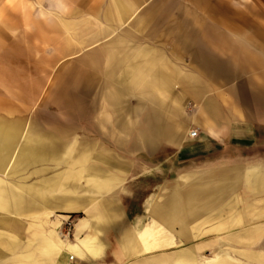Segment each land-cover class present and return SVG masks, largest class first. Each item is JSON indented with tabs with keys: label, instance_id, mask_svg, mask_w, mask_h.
<instances>
[{
	"label": "crops",
	"instance_id": "obj_1",
	"mask_svg": "<svg viewBox=\"0 0 264 264\" xmlns=\"http://www.w3.org/2000/svg\"><path fill=\"white\" fill-rule=\"evenodd\" d=\"M0 130L8 162L23 144L47 157L25 182L50 179L56 198L67 190V148L73 161L106 149L128 166L103 172L101 193L89 189L95 172H74V208L27 193L23 210H0L10 223L0 226V264H127L145 252H124L123 228L151 220L152 199L183 173L177 162L264 146V0H0ZM99 197L116 199L113 221L98 218ZM250 203L246 224L261 232L246 240L235 227L229 245L264 252V192ZM89 235L101 239L97 253L66 246ZM51 236L62 241L54 254L41 248ZM226 241L219 234L218 252Z\"/></svg>",
	"mask_w": 264,
	"mask_h": 264
},
{
	"label": "bare ground",
	"instance_id": "obj_2",
	"mask_svg": "<svg viewBox=\"0 0 264 264\" xmlns=\"http://www.w3.org/2000/svg\"><path fill=\"white\" fill-rule=\"evenodd\" d=\"M9 140L7 134L0 130V171L6 174V176L0 175V210L5 212L23 210L27 203V193L34 201L41 204L51 205L58 202L65 208H74L78 202L68 188L74 180V172H87V174L95 172V176L99 179L96 178L89 189L94 193H101L110 185L103 172H124L128 167L125 161L118 159L106 149L92 156L96 161L88 160L90 149L87 151L84 149L82 157L73 161L69 157L71 149L67 148L63 162H59L65 164L62 172L67 190L64 196L56 198L50 179H40L38 183L30 186L25 182V173L31 165H40L37 172L33 173L38 174L45 170L41 164L47 161V157L38 154L40 151L31 154L36 149L23 144L19 146L18 157L8 162L7 154L12 148ZM78 162L80 168L74 169ZM217 172L225 173H220L218 177ZM242 191L247 196H244ZM262 192H264V161L234 165L224 170L183 171L173 183L163 186L161 192L152 199L148 209L151 220L148 223L141 229L133 226L123 228L121 246L129 256L139 252H153L174 245L179 246L170 254L153 255L140 264H239L241 263L239 257L242 256L250 263L264 264V252L261 251L240 252L229 246L201 261L198 252L204 248L201 246L202 242L182 246L186 241L207 238L213 230L227 231L228 240L234 241L237 233L233 228L239 224L243 227L240 238L248 240L255 237L261 232L260 226L246 224L251 218L256 217V211L250 203V193ZM116 205L117 201L114 198L99 197L96 202L98 218L101 221H113L112 215L119 213ZM207 223H212V226L205 229ZM9 224L5 217H0V226L5 227ZM4 231L3 228L0 229V232L5 233ZM244 243L247 244V241ZM61 246L62 241L51 236L47 245L41 248L54 254L61 249ZM66 246L81 254L97 253L101 247V239L98 235H89ZM233 252H237L239 256L235 257ZM17 264L28 263L24 260Z\"/></svg>",
	"mask_w": 264,
	"mask_h": 264
},
{
	"label": "rangeland",
	"instance_id": "obj_3",
	"mask_svg": "<svg viewBox=\"0 0 264 264\" xmlns=\"http://www.w3.org/2000/svg\"><path fill=\"white\" fill-rule=\"evenodd\" d=\"M67 68L68 69H65L66 72H71L73 70V66H68ZM259 149L260 150L258 154H256L255 149L254 151H251L249 149H247L246 151H239L233 145H227V148L225 151L226 152L225 159L222 158V155L220 153L219 155L215 154V155H210L207 158L206 157L202 159L200 158L199 160H196L195 162H193V164L189 165L188 167L184 166L186 165L184 163L177 162V167L179 169L178 172L194 171V170H209V169L210 170H224L228 167H231V166L233 167L234 165H246V164L253 163V162L255 163L257 161H264V146H261ZM131 163H135V162H131ZM155 164H158V163L155 162ZM166 164L168 165V163ZM154 167L157 168L158 165ZM242 194L244 196H247L244 192H242ZM148 222L149 220L146 223ZM210 226H212V223H207L205 225V229L210 228ZM240 226L241 224H239L236 227H240ZM218 234H222L223 236H225V239L227 240L226 241L227 247H229L230 246L229 240H228L229 235L227 234V231H216V230H213V232L210 234V236H207V238H204V239L201 238V239L194 240V241H186L182 246H188V245H193L195 243L202 242L201 246H203L204 248L202 250H199L198 257H199V260L201 259V261H203L206 257H211L216 252H218L217 251ZM178 248H179L178 245H174L171 248L159 250L157 253L159 255H167V254L172 253ZM152 255H154L152 252H145L143 253L142 256L134 260H130L127 264H140L141 261H143L144 259H148ZM240 259H241V263L239 264H253L245 260L246 258L244 259L243 256Z\"/></svg>",
	"mask_w": 264,
	"mask_h": 264
},
{
	"label": "built area",
	"instance_id": "obj_4",
	"mask_svg": "<svg viewBox=\"0 0 264 264\" xmlns=\"http://www.w3.org/2000/svg\"><path fill=\"white\" fill-rule=\"evenodd\" d=\"M198 136V131L197 130H193L192 132H190V137L195 138Z\"/></svg>",
	"mask_w": 264,
	"mask_h": 264
}]
</instances>
